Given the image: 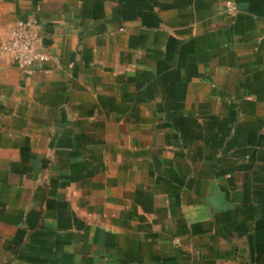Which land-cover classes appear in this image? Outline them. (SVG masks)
I'll return each instance as SVG.
<instances>
[{"label":"crops","instance_id":"0c3cea01","mask_svg":"<svg viewBox=\"0 0 264 264\" xmlns=\"http://www.w3.org/2000/svg\"><path fill=\"white\" fill-rule=\"evenodd\" d=\"M0 0L48 60L0 59V264H264V0Z\"/></svg>","mask_w":264,"mask_h":264},{"label":"built area","instance_id":"2783aa9c","mask_svg":"<svg viewBox=\"0 0 264 264\" xmlns=\"http://www.w3.org/2000/svg\"><path fill=\"white\" fill-rule=\"evenodd\" d=\"M223 10L227 15L235 14L237 7L234 0H223ZM35 28V19L18 20L0 45V59L10 57L13 64L26 75H31L39 63L49 58L39 48L40 38Z\"/></svg>","mask_w":264,"mask_h":264}]
</instances>
